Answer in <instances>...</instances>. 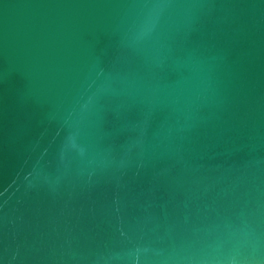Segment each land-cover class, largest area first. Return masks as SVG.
I'll use <instances>...</instances> for the list:
<instances>
[{"label":"water","instance_id":"1","mask_svg":"<svg viewBox=\"0 0 264 264\" xmlns=\"http://www.w3.org/2000/svg\"><path fill=\"white\" fill-rule=\"evenodd\" d=\"M0 264H264V0H0Z\"/></svg>","mask_w":264,"mask_h":264}]
</instances>
